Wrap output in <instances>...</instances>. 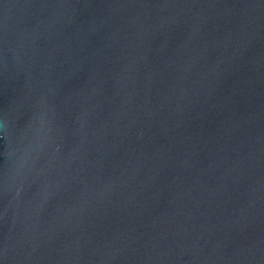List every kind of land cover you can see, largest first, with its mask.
<instances>
[{"label": "water", "instance_id": "obj_1", "mask_svg": "<svg viewBox=\"0 0 264 264\" xmlns=\"http://www.w3.org/2000/svg\"><path fill=\"white\" fill-rule=\"evenodd\" d=\"M0 264H264V0H0Z\"/></svg>", "mask_w": 264, "mask_h": 264}]
</instances>
